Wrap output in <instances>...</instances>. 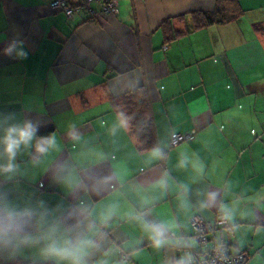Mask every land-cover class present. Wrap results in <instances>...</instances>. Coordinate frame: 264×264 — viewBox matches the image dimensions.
Returning a JSON list of instances; mask_svg holds the SVG:
<instances>
[{"label": "crops", "instance_id": "obj_1", "mask_svg": "<svg viewBox=\"0 0 264 264\" xmlns=\"http://www.w3.org/2000/svg\"><path fill=\"white\" fill-rule=\"evenodd\" d=\"M51 1L0 0V49L19 33L29 52L26 60L0 52V138L27 119L38 125L37 138L56 140L43 156L35 140L21 147L16 171H0V197L36 210L34 232L57 223L61 236L96 240L87 264H173L197 249L195 213L223 220L208 247L222 243L246 251L247 264H264V27L254 28L264 26V2L239 0L245 11L236 21L164 42L163 20L183 31L190 18L175 17L212 10L213 1L117 0V14L95 3L94 16L77 9L71 17ZM139 85L159 159L118 126L109 101ZM175 133L193 138L170 146ZM7 163L0 143V168ZM144 222L169 225L168 242L154 247ZM40 247L14 259L0 252V262L55 264ZM118 249L127 262L117 260Z\"/></svg>", "mask_w": 264, "mask_h": 264}, {"label": "clouds", "instance_id": "obj_2", "mask_svg": "<svg viewBox=\"0 0 264 264\" xmlns=\"http://www.w3.org/2000/svg\"><path fill=\"white\" fill-rule=\"evenodd\" d=\"M0 52L17 60H26L29 55L25 41L20 38L19 33L9 39ZM117 121L119 127L127 128L129 117L122 112L117 113ZM112 131L115 133L116 129L113 128ZM37 132L38 125L27 119L21 124H13L5 129L0 143L4 146L8 163L0 168V171L14 173L17 168L14 161L18 151L21 147L32 146L34 140L36 141L35 151L41 156L56 147L54 134L37 138ZM150 156L159 159L162 157V152L158 147H154L150 151ZM215 195L210 193L208 201H214ZM205 206L207 205H202V207ZM37 215L36 210L32 208H18L0 197V252L6 253L8 259H14L23 249L42 245L40 256L44 260H52L55 264H87L86 257L89 250L99 247L96 240L87 239L84 236L73 237L71 234L61 236L60 226L57 223L43 226L38 233L34 232L31 229L37 223ZM226 218L231 217L226 216ZM142 226L149 233L154 247L160 248L168 242L169 225L144 222ZM190 259V257L188 261L181 259L179 264H189ZM101 264H107V261H102Z\"/></svg>", "mask_w": 264, "mask_h": 264}, {"label": "trees", "instance_id": "obj_3", "mask_svg": "<svg viewBox=\"0 0 264 264\" xmlns=\"http://www.w3.org/2000/svg\"><path fill=\"white\" fill-rule=\"evenodd\" d=\"M212 1L214 3V7L212 8V10L209 11L193 10L191 12H187L185 14H181L175 17L179 21H183V20L185 21V19H187L185 18V15L190 18L191 21L190 27H185L183 31L171 29L170 18L163 20L160 23L159 27L163 32L164 42H169L170 40H173L183 35L184 33H187L189 31H192L200 27H205L213 24L231 23L233 21H236L245 11L240 5L239 0H212ZM262 27L264 26H262L261 23L254 24V28L258 31L262 29ZM109 101L112 108L117 113L122 112L125 116L129 117V122L127 126L128 132L136 140L139 150H147L155 147V143H156L155 129H154V124L150 110V101L145 86L139 85L133 89L124 91L117 96H109ZM214 245L226 249L225 245L222 243H218V244L216 243ZM0 264H52V263L26 262L21 260H13V261L0 262Z\"/></svg>", "mask_w": 264, "mask_h": 264}, {"label": "built area", "instance_id": "obj_4", "mask_svg": "<svg viewBox=\"0 0 264 264\" xmlns=\"http://www.w3.org/2000/svg\"><path fill=\"white\" fill-rule=\"evenodd\" d=\"M99 3V12L105 14H116L118 12L117 0H82L79 7L72 6L67 0H53L50 7L55 10L62 11L67 17H71L75 10L84 9L90 16L95 15L93 4ZM193 138L191 133H175L170 138V146H175L180 142L190 140ZM189 223L192 227V239L203 246L192 250L190 254L184 258L175 260L173 264H179L181 259L186 261L190 259L189 264H247L248 255L244 250H236L234 252L227 251V249L212 245L207 247L208 234L212 232L215 225H221L222 219H217L211 223L195 213L190 216ZM117 260L121 263L128 261V255L122 249L117 250Z\"/></svg>", "mask_w": 264, "mask_h": 264}, {"label": "rangeland", "instance_id": "obj_5", "mask_svg": "<svg viewBox=\"0 0 264 264\" xmlns=\"http://www.w3.org/2000/svg\"><path fill=\"white\" fill-rule=\"evenodd\" d=\"M261 2H264V0H260ZM226 232H228V231H226ZM223 235H225L224 233H223ZM193 242H194V244H195V246L197 247V248H202L203 249V246H199V244L197 243V242H195L194 240H193Z\"/></svg>", "mask_w": 264, "mask_h": 264}]
</instances>
